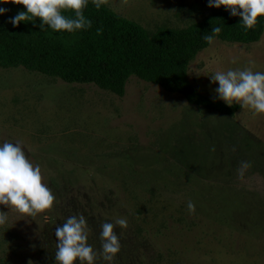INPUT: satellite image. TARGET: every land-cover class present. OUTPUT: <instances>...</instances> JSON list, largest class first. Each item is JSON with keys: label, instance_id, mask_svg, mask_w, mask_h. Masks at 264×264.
<instances>
[{"label": "rangeland", "instance_id": "374dc122", "mask_svg": "<svg viewBox=\"0 0 264 264\" xmlns=\"http://www.w3.org/2000/svg\"><path fill=\"white\" fill-rule=\"evenodd\" d=\"M104 4L149 32L183 28L215 9L207 0ZM250 61L264 71V32L247 45L214 39L188 79L215 99L208 75ZM0 140L23 144L56 198L31 217L0 205L9 218L0 264H55V227L74 213L87 218V242L97 249L101 222L126 217V229L114 228V264H264V115L240 107L222 116L137 78L117 96L0 67ZM241 161L251 162L242 177Z\"/></svg>", "mask_w": 264, "mask_h": 264}, {"label": "trees", "instance_id": "16d2710c", "mask_svg": "<svg viewBox=\"0 0 264 264\" xmlns=\"http://www.w3.org/2000/svg\"><path fill=\"white\" fill-rule=\"evenodd\" d=\"M0 6L7 9L0 16L1 68L21 67L67 84H93L117 96L124 95L130 78H137L182 95L191 106L226 117L234 116L240 106H228L197 91L188 79L189 65L210 45L203 36L212 26H222L215 39L245 45L258 42L264 32V19L257 17L256 24L245 29L239 16H230L223 7L183 28L163 26L149 32L105 4L95 8L89 0L83 13L92 26L68 33L54 32L46 25L41 31L39 18H35V25L13 27L7 18L23 11V6L11 0ZM64 14L71 16L72 12Z\"/></svg>", "mask_w": 264, "mask_h": 264}, {"label": "clouds", "instance_id": "9594fccd", "mask_svg": "<svg viewBox=\"0 0 264 264\" xmlns=\"http://www.w3.org/2000/svg\"><path fill=\"white\" fill-rule=\"evenodd\" d=\"M5 2L8 0H0V4ZM91 2L99 9L106 0ZM11 3L22 5L24 9L7 18L6 22L13 27L24 23L35 25V18L40 20L41 31L45 30V25L54 32L68 33L87 30L92 26V21L83 13L89 0H11ZM207 7H223L230 16H239V23L245 29L253 27L257 17L264 19V0H207ZM67 10H71V16L64 14ZM6 11L5 7L0 6V16H4ZM96 31L99 33L100 29ZM221 31L222 26H212L203 39L211 44ZM232 63H236V60ZM254 67L250 61L247 66L230 67L209 74V82L217 85L213 89L215 99L228 106L235 102L241 108L249 109L253 115H264V71L254 70ZM24 149L20 141L0 140V205L31 217L50 210L56 198L51 188L43 182L40 166L26 156ZM250 167V161H241L239 175L242 177ZM186 207L189 212L195 209L191 200ZM7 213L0 212V227L9 223ZM117 226L126 229V217L118 216L113 221L101 222L97 249L87 242L89 227L85 215L74 213L67 216L63 223L55 227V264H97L98 261L114 264L121 248L120 236L114 231ZM28 264L32 262L28 261Z\"/></svg>", "mask_w": 264, "mask_h": 264}]
</instances>
